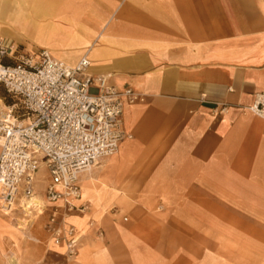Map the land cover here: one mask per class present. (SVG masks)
<instances>
[{
  "label": "crops",
  "instance_id": "obj_1",
  "mask_svg": "<svg viewBox=\"0 0 264 264\" xmlns=\"http://www.w3.org/2000/svg\"><path fill=\"white\" fill-rule=\"evenodd\" d=\"M0 40L71 67L88 57L91 76L145 97L125 108L132 139L81 177L72 264H221L223 249L253 259L264 120L245 108L264 93V0H0ZM17 214L29 218L4 215Z\"/></svg>",
  "mask_w": 264,
  "mask_h": 264
},
{
  "label": "built area",
  "instance_id": "obj_2",
  "mask_svg": "<svg viewBox=\"0 0 264 264\" xmlns=\"http://www.w3.org/2000/svg\"><path fill=\"white\" fill-rule=\"evenodd\" d=\"M90 67L88 57L71 67L48 50L28 53L0 40V86L16 101L0 112V212L38 213L32 201L45 163L41 216L49 214L45 231L69 259L81 245V233L68 222L86 210L80 205L81 177L132 139L125 130V108L145 101L131 89L111 87L106 77L91 76ZM216 112L225 115L228 107ZM245 112L264 120V93Z\"/></svg>",
  "mask_w": 264,
  "mask_h": 264
},
{
  "label": "rangeland",
  "instance_id": "obj_3",
  "mask_svg": "<svg viewBox=\"0 0 264 264\" xmlns=\"http://www.w3.org/2000/svg\"><path fill=\"white\" fill-rule=\"evenodd\" d=\"M0 100L7 107L16 103L8 97L2 86H0ZM37 175L39 176H37L36 184L40 189H44L46 181H48L45 163L41 164ZM0 214L2 216L0 225V264H72L74 259H69L60 254L64 251L55 248L44 233L43 227L46 224V217H41V214L38 213L36 215L32 214L28 221L32 220L33 222L22 228L20 226L21 221L17 222V219L23 218L24 215L17 214L6 217L5 213L0 212ZM17 228L20 230H17ZM240 245L245 246L243 243H240ZM250 246H252L250 252L254 255L253 259L252 257L246 259L245 249L233 250L232 252L223 249V255L220 257L221 264H264V242L255 241L253 244L250 243ZM82 247H80V252ZM196 261L200 264L203 259L197 258ZM175 262H180L177 264H190L192 260L179 258ZM158 264H165V259L159 261Z\"/></svg>",
  "mask_w": 264,
  "mask_h": 264
},
{
  "label": "bare ground",
  "instance_id": "obj_4",
  "mask_svg": "<svg viewBox=\"0 0 264 264\" xmlns=\"http://www.w3.org/2000/svg\"><path fill=\"white\" fill-rule=\"evenodd\" d=\"M0 106H1V109H0V112H2V113H5V112H8L9 111V108L7 107V106H4V105H2V103H1V101H0ZM1 141V140H0ZM118 154V153H117ZM116 156V155H115ZM114 156V157H115ZM95 169H97L96 167L95 168H93V169H91V170H89L88 172H86V173H84L83 175H82V177L85 175V174H89V173H92ZM38 176V175H37ZM37 176H36V178H37ZM37 197H39L38 195L37 196H35L34 197V199H33V201H32V204L37 208V212H38V214H41L42 215V213H43V209H44V207L45 206H43V204L45 203V202H43L42 201V204L40 203V201L38 200V199H36ZM42 206V207H41ZM3 213H5V214H9V212L8 211H5V212H3ZM24 213H25V215L27 216V217H31L32 216V214H34V213H30V212H25L24 211ZM33 221L31 220V221H28V220H23L21 223H20V225H24V226H26V225H29V224H31ZM83 234V233H82Z\"/></svg>",
  "mask_w": 264,
  "mask_h": 264
}]
</instances>
